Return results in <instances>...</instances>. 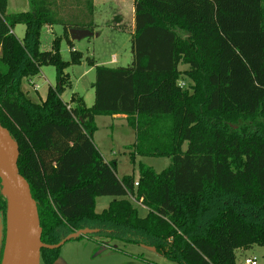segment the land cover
Returning <instances> with one entry per match:
<instances>
[{
    "label": "trees",
    "instance_id": "trees-1",
    "mask_svg": "<svg viewBox=\"0 0 264 264\" xmlns=\"http://www.w3.org/2000/svg\"><path fill=\"white\" fill-rule=\"evenodd\" d=\"M29 1V10L9 13L0 0V122L19 144L42 241L96 228L89 237L146 245L176 264H237V250L264 248V0H134L133 61L91 62L92 106L79 94L61 97L71 86L66 70L81 63L69 32L79 26L65 24L71 61L57 39L42 51V28L64 23L52 0ZM45 65L55 66L57 83L38 103L23 85ZM115 115L136 131L133 163L171 164L157 172L140 162L138 180L120 178L94 142L96 117ZM102 196L114 199L99 213ZM6 213L0 180L3 230ZM59 250L43 248L41 260L53 264Z\"/></svg>",
    "mask_w": 264,
    "mask_h": 264
},
{
    "label": "rangeland",
    "instance_id": "rangeland-1",
    "mask_svg": "<svg viewBox=\"0 0 264 264\" xmlns=\"http://www.w3.org/2000/svg\"><path fill=\"white\" fill-rule=\"evenodd\" d=\"M52 1L53 13L64 24L46 25L42 28V51L52 50L57 39L62 58L71 61L72 45L66 38L65 31L68 26L65 24L85 27L95 33L82 40L71 39L73 50L82 52V59L80 64H72L66 70L70 75L71 86H67L61 95L65 102H70L73 94L82 95L86 103L92 106L95 98L93 83L96 80V69L91 62L117 67L128 66L133 61L134 0ZM30 8L29 0H9V13L27 11ZM25 30L26 26L23 24L15 27L14 33L19 40L23 39ZM114 56L116 60L113 59ZM181 68L186 69L188 65H181ZM56 83L57 71L54 65L43 66L41 71L32 77V82L29 79L24 80V85L28 88L38 86L39 94L43 98H46L49 87H54ZM179 83L189 88L192 81L183 76ZM36 97L33 101L40 103L41 99L38 95ZM96 121L98 130L94 135V141L99 145L105 160L117 164V175L120 178L134 175L138 180L140 162L153 167L157 172L163 171L171 164L168 157H137L135 163L131 161V146L136 141V131L129 126L125 115H119L116 119L98 116ZM113 199L112 196L99 197L96 211L102 212ZM133 202L138 206L140 216H146L148 209L135 200ZM58 249L59 256L53 264H176L152 247L96 236L70 240ZM247 256H257L258 264H264V248L259 245L247 250H237V264H243ZM40 264L46 263L41 261Z\"/></svg>",
    "mask_w": 264,
    "mask_h": 264
},
{
    "label": "water",
    "instance_id": "water-1",
    "mask_svg": "<svg viewBox=\"0 0 264 264\" xmlns=\"http://www.w3.org/2000/svg\"><path fill=\"white\" fill-rule=\"evenodd\" d=\"M69 32L72 40H82L95 35L92 30L86 28L73 27ZM19 157L18 142L0 122L1 192L7 199L3 251V226L0 223V264H40L43 248L58 249L70 240L99 232L96 228H84L70 233L57 244L44 243L38 205L31 193L29 182L20 172Z\"/></svg>",
    "mask_w": 264,
    "mask_h": 264
},
{
    "label": "crops",
    "instance_id": "crops-1",
    "mask_svg": "<svg viewBox=\"0 0 264 264\" xmlns=\"http://www.w3.org/2000/svg\"><path fill=\"white\" fill-rule=\"evenodd\" d=\"M8 6H9V0H8ZM134 13H135V11H134ZM114 60H116V56H114V58H113ZM27 79H29V81L30 82H32V77L31 78H27ZM23 88H24V90L27 92V94H28V96L33 100V98H37L36 96L38 95L39 96V98L41 99V101H43L44 100V98L39 94V91H38V89H35L34 87L33 88H31V87H26L25 85H23ZM95 97V96H94ZM94 101H95V98H94V100H93V104H94ZM92 104V105H93ZM88 105V104H87ZM89 106V105H88ZM91 106V105H90ZM119 115H115V116H110V117H113L114 119H116V117H118ZM98 117V116H97ZM97 117H96V120H97ZM97 122V121H96ZM95 142V141H94ZM95 144H96V146L98 147V149L100 150V148H99V145L95 142ZM101 153H102V151H100ZM102 155H103V153H102ZM111 202V201H110ZM143 206V205H142ZM108 207V206H107Z\"/></svg>",
    "mask_w": 264,
    "mask_h": 264
},
{
    "label": "built area",
    "instance_id": "built-area-1",
    "mask_svg": "<svg viewBox=\"0 0 264 264\" xmlns=\"http://www.w3.org/2000/svg\"><path fill=\"white\" fill-rule=\"evenodd\" d=\"M35 89H38V86H36ZM136 184H138V183H136ZM258 262H259V259L257 256H247V257H245L243 264H258Z\"/></svg>",
    "mask_w": 264,
    "mask_h": 264
},
{
    "label": "flooded vegetation",
    "instance_id": "flooded-vegetation-1",
    "mask_svg": "<svg viewBox=\"0 0 264 264\" xmlns=\"http://www.w3.org/2000/svg\"><path fill=\"white\" fill-rule=\"evenodd\" d=\"M5 232H6V229L3 230V236H4ZM2 248H3V243L1 244V250H2ZM1 253H2V252H1ZM41 261H42V260H41ZM0 262H1V260H0Z\"/></svg>",
    "mask_w": 264,
    "mask_h": 264
}]
</instances>
